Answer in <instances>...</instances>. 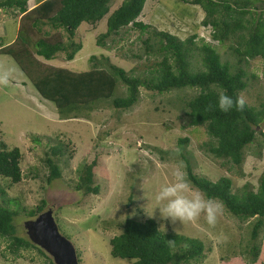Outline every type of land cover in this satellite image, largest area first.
<instances>
[{"label":"trees","instance_id":"1","mask_svg":"<svg viewBox=\"0 0 264 264\" xmlns=\"http://www.w3.org/2000/svg\"><path fill=\"white\" fill-rule=\"evenodd\" d=\"M113 1L0 0V15L5 12L18 18L21 29L14 41L7 45L0 43V53L15 59L41 97L53 103L64 118H77L85 110L89 114L97 108L99 101H108L118 111H127L138 103L141 88L160 94L196 90L191 97L180 98L187 125L205 127L209 140L201 147L220 160L222 168L229 172L235 169L242 175L245 149L256 141L258 134L264 137V130L259 129L264 125V99L259 105L246 102L243 110L233 108L224 113L217 106V95L224 91L233 99L240 97L247 89L249 79L243 66L255 59L264 62V0H177V6L180 3L196 5L203 10L201 23L211 29L209 41L199 33L182 39L138 20L147 0H122L110 12ZM104 17L107 18V29L98 36L97 45L107 50L119 49L118 44L125 39L124 33L137 31L141 51L136 53L127 49L121 55L146 59L144 75H135L137 67L128 71L106 56L102 59L91 56V67L87 71H73L48 62L61 52L67 60L74 59L82 49L81 42L75 40L77 29L84 22L96 24ZM62 32L67 33V40L63 39ZM230 40L234 41L230 48L237 56L235 64L223 60L214 44ZM196 52L203 64L199 71L193 69L191 61ZM250 76L257 78L254 73ZM120 85L126 87L127 94H117ZM32 140L42 142L43 135L33 134ZM188 142L187 137L179 139L182 148ZM47 145L44 163L49 173L44 177L47 184H52L62 178L63 168L70 162L73 152L71 143L60 138L52 140L47 136ZM183 158L187 164V177L194 187L221 202L235 218L242 221L255 219L251 225L250 249L246 253L253 263L257 262L261 254L260 235L264 232V170L256 187L246 183L234 190L232 178L221 176L213 181L199 176L193 172L189 159L184 155ZM22 159L19 147H10L0 139V239L8 241L7 249L15 255H20L21 249L38 247L49 254L31 239L27 227L46 211L45 198L42 197L41 204L34 209H27L22 197L7 194L23 180ZM96 164L94 159L80 167L79 179L73 186L76 191L85 195L99 194L100 187L94 181ZM37 170L29 172L36 175L39 174ZM16 200L21 203L19 211L13 204ZM17 215L28 218L25 222L28 237L18 234L14 221ZM109 241L112 256L128 259L129 264H200L206 257L202 240L162 232L153 218L138 220L127 216L121 232ZM47 254L46 264H55L53 257Z\"/></svg>","mask_w":264,"mask_h":264},{"label":"rangeland","instance_id":"2","mask_svg":"<svg viewBox=\"0 0 264 264\" xmlns=\"http://www.w3.org/2000/svg\"><path fill=\"white\" fill-rule=\"evenodd\" d=\"M121 2L114 0L110 12ZM176 2L147 0L138 20L182 39L199 33L200 37L211 40V29L201 23L203 10L196 5L180 3L177 6ZM106 19L104 17L96 24H81L75 40L81 42L82 49L74 59L67 60L65 53L61 52L48 62L73 71H87L91 67V56L96 55L99 59L106 56L128 71L137 67L134 74L144 75L146 59L124 58L121 55L127 49L136 53L141 51L137 31L124 33L125 39L118 44L119 49L122 47L120 50H107L97 45L98 36L107 29ZM18 22V18L2 12L1 44L7 45L16 39L21 30ZM62 34L67 40V33ZM233 42L214 44L223 60L235 64L237 56L230 48ZM191 61L195 71L203 69L198 52L194 53ZM243 67L249 79L248 87L240 97L250 105H259L264 99V62L250 60ZM252 73L257 76L256 79L251 78ZM117 94H127L126 87L118 86ZM194 94V89L160 94L141 88L138 103L127 111H118L108 101H99L97 108L89 114L85 110L77 118H64L53 103L41 97L15 59L0 53V139L10 147L21 149V167L25 174L21 183L7 191L8 196L22 197L27 209L40 205L44 197L45 210L51 211L60 233L74 244L80 264H129L128 259L112 256L109 240L121 232L127 216L138 220L149 218L144 209L151 212L155 204L152 199L154 193L161 185L172 181L171 173L178 161L183 162L187 174L183 155L189 159L195 174L213 181L228 176L232 178L234 190L246 183L256 187L264 170V137L260 134L245 149L242 175L237 174L235 169L229 172L222 168L220 160L211 156L207 148L201 147L209 140L205 127L188 126V119L181 110L183 103L180 98ZM259 129L264 130V125ZM33 134L43 135V141L34 142ZM47 136L52 140L60 138L70 142L73 152L70 162L63 168L62 178L52 184H47L44 177L49 173L44 163L48 150ZM186 137L189 142L182 148L179 139ZM94 159L97 162L94 181L100 191L99 194L85 195L73 186L79 179L80 167ZM36 170L39 174L29 172ZM13 204L18 211L21 209L20 201L16 200ZM152 218L162 232L202 240L206 257L200 264H264V232L260 235V257L253 263L246 251L250 249V231L255 219L242 221L228 213L224 206L214 226L206 222L203 214L192 221H177L174 224L162 220L158 210ZM14 219L18 234L28 237L25 226L28 218L17 215ZM7 244V240L0 239V264L47 263V253L39 247L21 249L20 255H15L7 249Z\"/></svg>","mask_w":264,"mask_h":264},{"label":"clouds","instance_id":"3","mask_svg":"<svg viewBox=\"0 0 264 264\" xmlns=\"http://www.w3.org/2000/svg\"><path fill=\"white\" fill-rule=\"evenodd\" d=\"M245 103L243 97L233 99L224 91H220L217 95V106L224 113L230 112L233 108L243 110ZM171 175L172 181L161 185L159 190L154 193L152 199L155 204L151 212L144 209L149 218H152L155 211L158 210L162 220L174 224L177 221H192L203 214L206 222L210 226H214L218 215L222 212V203L191 184L182 161L177 162Z\"/></svg>","mask_w":264,"mask_h":264},{"label":"water","instance_id":"4","mask_svg":"<svg viewBox=\"0 0 264 264\" xmlns=\"http://www.w3.org/2000/svg\"><path fill=\"white\" fill-rule=\"evenodd\" d=\"M27 227L31 239L45 248L55 264H80L74 244L60 233L51 211L41 213Z\"/></svg>","mask_w":264,"mask_h":264}]
</instances>
